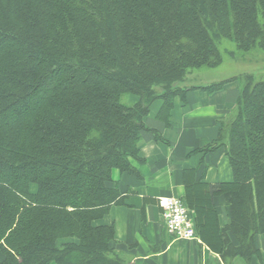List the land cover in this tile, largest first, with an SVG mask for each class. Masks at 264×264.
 Returning <instances> with one entry per match:
<instances>
[{
	"label": "trees",
	"instance_id": "trees-1",
	"mask_svg": "<svg viewBox=\"0 0 264 264\" xmlns=\"http://www.w3.org/2000/svg\"><path fill=\"white\" fill-rule=\"evenodd\" d=\"M221 40L264 51V0H0V264H125L113 228L95 226L120 201L111 172L136 175L141 134L160 139L144 124L155 101L168 126L190 89L240 83L180 85L221 63ZM235 105L203 149L223 148L232 181L195 184L185 172L181 200L211 251L249 261L264 234V81L246 76Z\"/></svg>",
	"mask_w": 264,
	"mask_h": 264
},
{
	"label": "crops",
	"instance_id": "crops-1",
	"mask_svg": "<svg viewBox=\"0 0 264 264\" xmlns=\"http://www.w3.org/2000/svg\"><path fill=\"white\" fill-rule=\"evenodd\" d=\"M238 94L236 82L212 94L190 89L183 101L174 99L168 126L157 117L162 102L155 101L150 106L144 124L160 139L155 140L151 133L141 134L139 160H129L136 175L112 170V186L120 193V201L95 222V226L113 228V252L125 264H264V234L254 238L259 257L249 261L222 258L198 236L184 241L168 234L158 207V200L163 197L183 199L185 172L186 179L195 184L232 181L223 148L210 152L203 149L215 143L220 129L232 119ZM136 102L131 99V105ZM212 202L217 227L223 230L229 223L224 200L215 197ZM230 242L237 246L232 237Z\"/></svg>",
	"mask_w": 264,
	"mask_h": 264
},
{
	"label": "rangeland",
	"instance_id": "rangeland-1",
	"mask_svg": "<svg viewBox=\"0 0 264 264\" xmlns=\"http://www.w3.org/2000/svg\"><path fill=\"white\" fill-rule=\"evenodd\" d=\"M217 47L221 63L215 68L202 67L189 70L185 75L184 82L180 84L184 89L191 88L192 86H210L213 83L236 77L240 79V83L236 82L238 87H242L246 76L252 77L254 82L264 81V51L240 52L233 42L227 40L219 41ZM131 99L136 100L134 96H124L121 102L131 105ZM235 111L236 108L234 114ZM197 192L201 194L200 191L197 190ZM206 212V210L203 211V213ZM204 227L210 231L207 222H205ZM211 234L212 238L215 239L214 233L211 232ZM205 240L207 239L205 238Z\"/></svg>",
	"mask_w": 264,
	"mask_h": 264
},
{
	"label": "built area",
	"instance_id": "built-area-1",
	"mask_svg": "<svg viewBox=\"0 0 264 264\" xmlns=\"http://www.w3.org/2000/svg\"><path fill=\"white\" fill-rule=\"evenodd\" d=\"M161 217L168 234L184 241L196 238L191 215L182 200L174 197H163L158 200Z\"/></svg>",
	"mask_w": 264,
	"mask_h": 264
}]
</instances>
